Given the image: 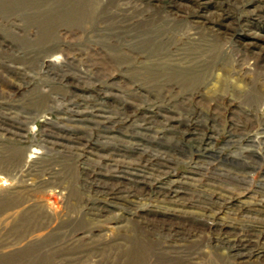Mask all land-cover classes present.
I'll return each mask as SVG.
<instances>
[{"label": "rangeland", "instance_id": "374dc122", "mask_svg": "<svg viewBox=\"0 0 264 264\" xmlns=\"http://www.w3.org/2000/svg\"><path fill=\"white\" fill-rule=\"evenodd\" d=\"M14 146L0 198L43 227L1 223L0 264H115L134 234L144 264H264V0H0Z\"/></svg>", "mask_w": 264, "mask_h": 264}, {"label": "bare ground", "instance_id": "6f19581e", "mask_svg": "<svg viewBox=\"0 0 264 264\" xmlns=\"http://www.w3.org/2000/svg\"><path fill=\"white\" fill-rule=\"evenodd\" d=\"M90 3V2H89ZM35 4V3H34ZM30 6V5H29ZM32 6V5H31ZM178 7V6H177ZM34 8V7H33ZM78 10V9H77ZM73 12V11H72ZM39 14V13H38ZM74 14V13H73ZM33 15V14H32ZM42 15V14H41ZM80 15V14H79ZM51 16V15H50ZM83 19V18H82ZM55 20V19H54ZM68 22V21H67ZM80 25V24H79ZM48 32V31H47ZM154 32V31H153ZM49 34V33H47ZM41 35V34H40ZM51 36V35H50ZM49 36V37H50ZM119 37V36H118ZM140 37V36H139ZM45 38V37H44ZM150 38V37H149ZM130 39V38H129ZM118 41V40H117ZM141 41V40H140ZM216 41V40H215ZM68 48V47H67ZM48 50V49H47ZM138 50V49H137ZM112 52V51H111ZM162 56V55H161ZM245 56V55H244ZM126 58V57H125ZM215 61V60H214ZM120 62V61H119ZM197 64V63H196ZM146 69V68H145ZM183 69V68H182ZM148 70V69H146ZM155 71V70H154ZM21 72V71H20ZM195 74V73H194ZM148 77V76H147ZM47 80V79H46ZM180 81V80H179ZM185 82V81H184ZM179 83V82H178ZM60 89V88H59ZM66 91V90H65ZM33 100V99H32ZM92 116V115H91ZM92 118V117H91ZM20 120V119H19ZM101 120V119H100ZM165 121V120H164ZM16 122V121H15ZM82 127V126H81ZM105 134V133H104ZM49 140V139H48ZM26 154V153H25ZM8 156L0 158L1 162L6 165V170L0 173V187L5 188L8 184H10L9 180H7L6 175L9 173L8 166L9 165H19L23 162L24 148L23 147H13L8 151ZM66 156V155H65ZM1 169V168H0ZM5 173V174H4ZM33 173V172H32ZM35 176V175H34ZM64 176V175H63ZM21 179V178H20ZM88 184V183H87ZM101 185V184H100ZM26 186V185H25ZM0 188V189H1ZM2 188V189H3ZM10 190V189H9ZM40 191V190H39ZM128 191V190H127ZM172 192V191H171ZM61 194V193H60ZM30 195V194H29ZM29 195L26 193H20L19 191H15L13 193H5L2 198H0V215H3L2 219H0V224L4 223L6 225L10 224L11 228H14L16 232L20 233L23 229L32 228H42L40 219L38 216L37 209H22L18 210L21 206L22 202ZM138 195V194H137ZM40 196L43 197V194ZM206 200V199H205ZM50 205V204H49ZM57 205V204H56ZM78 205V204H77ZM39 206V205H38ZM37 208V207H36ZM56 212V211H55ZM45 216V215H44ZM61 216V215H60ZM1 218V217H0ZM66 219V218H64ZM44 224V223H43ZM5 225V227H6ZM46 225V223H45ZM59 226V225H58ZM26 227V228H25ZM36 227V228H35ZM1 229V228H0ZM47 235V234H46ZM138 234H134L133 236L128 238V242H130L129 246L126 248L119 249V256L121 257V261H113L115 264H144L149 257V254L153 250L154 246L150 245V243L146 242L143 237L137 236ZM182 237V236H181ZM36 247V246H35ZM173 248V247H172ZM171 248V249H172ZM30 251V248H29ZM37 251V250H36ZM35 251V252H36ZM154 251V250H153ZM165 251V250H164ZM47 253V251H45ZM23 254H20V259L24 261L22 258L26 256L29 252L27 249L22 251ZM33 253V252H32ZM13 254V253H12ZM49 254V253H48ZM156 254V253H155ZM40 255V254H39ZM44 256V255H43ZM22 257V258H21ZM117 257V258H118ZM28 258V257H27ZM51 258V257H50ZM116 258V260H117ZM32 257L28 262L32 260L34 264L41 263L42 260L47 258L42 257L41 259H34ZM148 261V260H147ZM27 262V263H28ZM44 262V261H43ZM52 262V261H51ZM50 262V263H51ZM31 264V263H30ZM175 264V263H174Z\"/></svg>", "mask_w": 264, "mask_h": 264}]
</instances>
